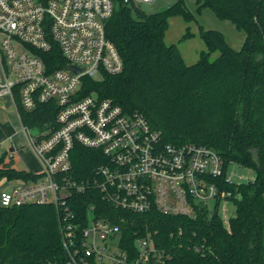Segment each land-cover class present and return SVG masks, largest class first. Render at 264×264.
<instances>
[{
	"label": "built area",
	"instance_id": "obj_1",
	"mask_svg": "<svg viewBox=\"0 0 264 264\" xmlns=\"http://www.w3.org/2000/svg\"><path fill=\"white\" fill-rule=\"evenodd\" d=\"M115 6V0H0V98L9 97L18 112V104L32 111L54 103L59 125L34 129L22 123L42 169L34 172L35 178L0 179L7 184H0V206H56L66 254L57 264H169L171 259L156 230L126 237L121 224L98 214L94 203L76 215L74 191L93 186L106 202L132 213L156 210L190 218L217 214L229 227L233 216L228 203L236 205L237 194L225 186L255 178L235 181L231 167L238 163L226 162L216 149L166 142L162 130L142 112L127 111L95 90L84 93L87 78L100 80L124 69L118 48L106 34ZM57 48L65 61L54 67L57 60L51 59L50 65L46 57ZM77 142L105 157L92 178L70 175ZM6 153L0 143V157Z\"/></svg>",
	"mask_w": 264,
	"mask_h": 264
},
{
	"label": "trees",
	"instance_id": "obj_2",
	"mask_svg": "<svg viewBox=\"0 0 264 264\" xmlns=\"http://www.w3.org/2000/svg\"><path fill=\"white\" fill-rule=\"evenodd\" d=\"M115 2L106 34L118 48L124 69L100 80L87 78L84 93L95 90L127 111H140L162 130L166 142L210 146L226 162L253 168L255 178L225 186L237 194L229 227L217 214L190 218L156 210L125 211L106 202L93 186L73 192L72 208L79 215L88 203L96 204L98 214L121 224L126 237L156 230L159 245L171 253L169 264H264V0H196L197 13L210 8L243 30L245 39L235 49L222 31L200 26L207 50L191 64L176 43L165 40L172 16L195 19L186 0L153 13ZM192 34L188 31L182 38ZM215 51L219 55L211 59ZM51 54L46 57L50 65L51 59L57 60L54 67L65 61L59 48ZM18 110L22 123L31 128L59 126L54 103L32 111L18 104ZM71 156L70 175L78 179L92 178L105 160L99 149L79 142ZM5 158L0 157V178L36 177L6 164ZM65 258L54 204L0 206V264H57Z\"/></svg>",
	"mask_w": 264,
	"mask_h": 264
},
{
	"label": "rangeland",
	"instance_id": "obj_3",
	"mask_svg": "<svg viewBox=\"0 0 264 264\" xmlns=\"http://www.w3.org/2000/svg\"><path fill=\"white\" fill-rule=\"evenodd\" d=\"M176 0H155L153 3H141L140 7L146 13H153L163 10L173 4ZM187 8L194 13L195 19L192 21L185 20L182 16H172L170 20V26L165 34V40L167 44L176 43L182 54L186 57L187 63L191 64L188 58L194 57L193 63L198 61L202 50H207L205 41L198 35V29L200 26L208 29H217L224 33L228 43L235 49H239L245 39V32L239 30L230 20H223L218 18L210 8H205L200 14L196 12L197 3L196 0H186ZM188 31L195 33L187 38H182ZM219 55V51H215L211 54L210 58L214 59ZM0 143L7 149L6 164L17 167L19 169H26L28 166L33 167L35 170L42 169V163L38 159L35 151L29 146L27 139L24 138L22 127L18 114L13 103H8L4 98H0ZM15 125H19L21 128V136L23 137L24 144L15 151H11L12 140L9 134L15 131ZM34 132V131H33ZM35 133V132H34ZM6 139V141H5ZM4 140V142H3ZM9 142V143H8ZM233 178L235 181L246 180L248 177H255V170L251 167L235 164L231 167ZM5 178L1 177L0 179ZM11 179V178H9ZM0 184L7 186V184ZM229 214L236 215V205L229 202Z\"/></svg>",
	"mask_w": 264,
	"mask_h": 264
},
{
	"label": "crops",
	"instance_id": "obj_4",
	"mask_svg": "<svg viewBox=\"0 0 264 264\" xmlns=\"http://www.w3.org/2000/svg\"><path fill=\"white\" fill-rule=\"evenodd\" d=\"M199 32H200V28L198 29V35H200L199 34ZM193 33V32H192ZM192 35H195V33H193ZM201 37V36H200ZM244 42V41H243ZM243 44V43H242ZM179 47V46H178ZM203 51V50H202ZM201 51V52H202ZM182 52V51H181ZM183 56H184V54H183ZM184 58H185V60H186V57L184 56ZM191 62L190 63H193V59H194V57H192L191 56V58H188ZM187 62V61H186ZM4 99L7 101L8 100V103L10 102V104L12 103V101H11V99L9 98V97H4ZM14 105V104H13ZM0 107H1V104H0ZM15 107V106H14ZM15 109H16V107H15ZM16 113L18 114V118H19V121H20V126L22 127L23 125H22V121H21V118H20V114H19V112L17 111V109H16ZM15 131H13V132H11L10 134H9V137H10V139L12 140V142H10V143H12V146L10 147V150L11 151H15L17 148H19L20 146H23V142H24V140H23V137L21 136V128H19V125H15ZM22 132L24 133V131H23V128H22ZM24 138L25 139H27L26 138V135H25V133H24ZM5 141H6V139H5ZM3 142H4V140H3ZM9 143V142H8ZM17 168V167H16ZM27 170H30V171H32V172H40L41 170H35L33 167H27L26 168Z\"/></svg>",
	"mask_w": 264,
	"mask_h": 264
},
{
	"label": "water",
	"instance_id": "obj_5",
	"mask_svg": "<svg viewBox=\"0 0 264 264\" xmlns=\"http://www.w3.org/2000/svg\"><path fill=\"white\" fill-rule=\"evenodd\" d=\"M72 69H74L75 71L79 72L80 71V68L76 67V66H71Z\"/></svg>",
	"mask_w": 264,
	"mask_h": 264
}]
</instances>
